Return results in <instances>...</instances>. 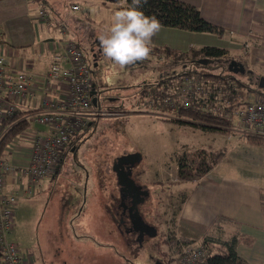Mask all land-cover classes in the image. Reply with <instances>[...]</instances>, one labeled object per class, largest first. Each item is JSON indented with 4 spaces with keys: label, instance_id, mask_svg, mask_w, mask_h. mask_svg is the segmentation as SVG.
<instances>
[{
    "label": "rangeland",
    "instance_id": "rangeland-1",
    "mask_svg": "<svg viewBox=\"0 0 264 264\" xmlns=\"http://www.w3.org/2000/svg\"><path fill=\"white\" fill-rule=\"evenodd\" d=\"M45 1H53V6L61 11H70L72 4L85 5L88 10L85 13L86 20L82 21L81 25L71 27L72 37L69 39L79 43L91 68L92 80L103 86V93L108 96H120V99L124 100L120 101L121 103L114 101L107 105L102 104L101 108L105 111L117 109L125 115L118 118H100L89 133V139L81 144L75 158L73 149L66 156L60 170L44 181L41 193L21 202L17 222H20L27 232L31 228L30 236L36 238L37 235L44 236L49 218L53 217V212L54 217L58 213L59 225L56 226L54 222L51 226H55V231L62 236V242L66 246L69 244L67 251L70 264H148L150 261L146 256L151 253L156 259H163L172 264H184L183 255L189 248L196 250L204 247L205 237L226 239L236 234H244L246 242L253 244V232L239 227L236 221L223 224L222 235L213 230L212 222L226 211L228 214L249 213L247 216H250L249 208L253 211L257 202L256 192L258 191V195L264 192L259 191L260 187L264 188V149L253 147L246 142L245 136L237 131L232 114L225 116L230 121V134H216L196 130L191 126L173 127L165 124L161 114L173 109L172 95L163 100L164 95L158 89L153 93V98L146 96L145 89L142 88L143 76L135 78L128 68L119 69L107 62L98 69L93 67L92 48L95 49L94 54L98 52L97 36L108 26L112 14L125 7L126 0ZM177 32L180 31L161 27L158 38L163 39L164 42L161 43H171V39L183 44L190 42L178 36ZM206 36L210 38L206 39L208 47L223 43L216 35ZM48 39L53 40L52 36H48ZM50 57L51 53H46L43 59L50 60ZM150 59L158 61L153 55H150ZM235 59L233 57L231 60L216 61L203 58L200 61H205L202 64L204 66L190 64L191 74L197 72L196 78L204 86L205 94L198 96L190 95L191 90L184 92L181 88H185L184 81L190 79L192 82V76L185 77L186 80L176 82L180 104L191 105L194 100L208 101L211 88L200 76L218 75L225 68L229 69V64ZM29 66L34 70L38 69L36 65ZM238 77L247 81L249 75ZM153 79H150L152 83ZM96 99L99 101V96H96ZM101 103H104L103 100ZM212 103L214 105L207 108L216 112L220 106L224 108L225 102H221V95H218ZM98 105L99 103L94 106ZM166 107L169 109L165 110ZM182 119L184 118L181 117ZM38 130L45 128L31 121V131ZM27 136L28 134H22L16 138L10 149L19 145ZM196 149L225 152L222 162L213 172L223 178L218 181V185L214 184L210 189L204 188L199 181L181 182L177 177V157L184 151ZM127 152L139 154L142 158L140 167L150 172L146 183L150 186L151 196L144 210L148 220L158 227L159 231L157 237L143 243V258L130 256L112 225L110 213L106 212L108 208L113 212L115 209L111 208L112 205L108 201V191L112 186H107L113 177L112 174L105 176V170L111 167L117 156ZM101 181L107 184L109 190L98 188ZM262 195L264 197L263 193ZM114 230L118 240L113 234ZM73 240L75 242L72 245ZM116 250L129 256L130 263L126 262L122 255L118 257ZM218 250V246H210L207 252L216 253Z\"/></svg>",
    "mask_w": 264,
    "mask_h": 264
},
{
    "label": "built area",
    "instance_id": "built-area-1",
    "mask_svg": "<svg viewBox=\"0 0 264 264\" xmlns=\"http://www.w3.org/2000/svg\"><path fill=\"white\" fill-rule=\"evenodd\" d=\"M71 12L77 15L82 8L79 4L73 5ZM39 16L46 20L45 11ZM62 29V39L53 44L52 63L45 73L31 67H14L0 55V146L18 124H28L16 137L28 134L19 145L10 149L15 138L11 144L0 148V254L3 264H24L18 245L11 239L20 199L30 198L42 190L44 181L54 176L66 158L70 143L88 129L91 120L99 115L122 114L118 110L105 111L99 105L94 106L91 68L80 45L69 39L63 25ZM196 77L197 72L192 74L191 82L180 76L181 81L186 80L185 88H181L184 92L191 90L190 95L201 96L205 94L204 86ZM228 96L229 93L224 94L225 99ZM223 106L220 110L227 117L229 103L225 101ZM12 118L15 121L8 123ZM232 120L243 136L264 138V97L252 93L236 108ZM31 121L45 130L31 131ZM207 254L206 247L189 248L183 263L205 264Z\"/></svg>",
    "mask_w": 264,
    "mask_h": 264
},
{
    "label": "crops",
    "instance_id": "crops-1",
    "mask_svg": "<svg viewBox=\"0 0 264 264\" xmlns=\"http://www.w3.org/2000/svg\"><path fill=\"white\" fill-rule=\"evenodd\" d=\"M179 1L197 7L206 21L224 29V35L218 36L223 43L214 46L228 50L227 60L234 57L235 62L242 63L247 71L251 69L252 73L246 74L249 77L247 81H244L257 84L264 78V0ZM73 5L76 4H72L71 7ZM80 6L82 12L74 15L71 10L61 11L53 6V1L48 3L45 0H0V55L14 67L28 68L29 65H36L38 69H33L34 71L45 73L50 68L52 59L51 57L50 60L43 59V56L51 53L53 44L62 39L60 34L62 25L68 36L72 37L71 27L81 25V22L86 20L85 13L88 10L84 4ZM42 10L46 12V20L39 17ZM177 30L180 31L177 32L178 36L190 42L183 44L171 39V43H161L164 41L158 38V32L153 37V48L168 47L187 52L191 48L207 47L206 39L210 38H206L208 37L206 35H213ZM48 36H52L53 40L50 41ZM214 170L199 180L204 188L210 189L211 186L214 187V184L218 185V181L223 178L220 175H214ZM260 190L264 188L260 187ZM262 193L264 194L260 192L258 195V191L256 192L257 202L253 208L255 211L249 208V217L247 216L249 213L241 212L228 214L226 211L221 214L236 221L239 227L253 232L254 245L238 246L239 255L249 264H264V197ZM26 199H20L16 207L14 229L11 235L12 241L18 245L24 257V264H70L67 251L70 248L69 244L66 246L62 242V236L55 231V226H51L54 222L56 226L59 223L58 213L54 217L53 212V217L49 218L44 236L37 235L36 238L33 235L30 236L31 228L27 232L25 227L17 222L18 209L21 202ZM215 220L216 218L212 224ZM73 242L75 241H72V245ZM0 264H3L1 254Z\"/></svg>",
    "mask_w": 264,
    "mask_h": 264
},
{
    "label": "trees",
    "instance_id": "trees-1",
    "mask_svg": "<svg viewBox=\"0 0 264 264\" xmlns=\"http://www.w3.org/2000/svg\"><path fill=\"white\" fill-rule=\"evenodd\" d=\"M131 5L132 0H126L125 7ZM139 10L143 11L146 16H155L159 20L161 27L217 36H223L225 33L224 29L221 27L206 21L201 16L200 10L197 7L179 0H147L146 3H143L142 0ZM152 52L155 55L167 58L172 57L175 60H179L182 77L192 76L189 69L190 64L196 63L199 64V66H204L200 63V60L203 58L220 61L227 60L228 57L227 49L208 46L201 49L191 48L187 52L168 47L155 48ZM200 77L206 84L210 85L211 96L208 101L194 100L191 105H182L180 107V116L184 119H182L181 125L197 127L211 133L230 134L232 133L230 121L227 120L225 114L220 110L221 108L219 107L218 111L214 112L208 109L207 106L214 105L212 101H215L216 97L221 95V102L227 101L229 103L228 111L230 114H233L236 108L241 106L252 93L264 97V89L256 84L243 82L238 75L228 72V68H225V70L218 75L204 74ZM226 93H229V96L225 99L224 94ZM14 121L15 118H12L8 123ZM27 127L28 124L26 122L18 124L4 138L0 148L3 149L11 144ZM87 130L88 129L73 140L70 146L75 147L79 145V139L85 137ZM244 138L248 144L264 149V138L258 136H245ZM70 146L67 155L71 152L72 147L70 148ZM224 156L225 152L223 150L218 152L207 151L205 149L184 151L177 157V177L181 182L199 181L211 173L221 163ZM63 164L60 165L56 173ZM227 223H232V220L224 216H219L213 223V230L222 235V226ZM244 238L245 236L243 234H236L226 239L205 237L203 245L207 250H210V246L219 247L216 253L208 252L205 257V264H249L238 253L239 245L251 244L247 243Z\"/></svg>",
    "mask_w": 264,
    "mask_h": 264
},
{
    "label": "flooded vegetation",
    "instance_id": "flooded-vegetation-1",
    "mask_svg": "<svg viewBox=\"0 0 264 264\" xmlns=\"http://www.w3.org/2000/svg\"><path fill=\"white\" fill-rule=\"evenodd\" d=\"M96 46L98 47L97 53L94 54L93 52L95 49L92 48V65L95 69H98L99 66H101L105 61L101 55L98 42L96 43ZM150 55L156 56L158 61L154 62L149 57L143 62H137L135 65L128 67V69L132 71V74L135 76V78L143 76L144 81L142 83V88L145 89L146 96L153 98V93L158 89L161 90L162 95H164L163 100H165V98L169 99L168 96L172 95L173 105L171 102V107L173 106V109L170 111H163L161 118L165 124H169L173 127L180 126L182 122L180 116L181 106L179 99V88L176 84V82L180 80L181 76L180 61L175 60L172 57L167 58L164 56H157L153 52ZM151 77L154 78L153 83L150 80ZM93 85H95V91L97 92V96H99L98 103L100 108L102 104L107 105L108 103L114 101H124L123 99H120V96H108L107 94H104L102 91L103 86L99 85L98 82L93 81ZM256 85L260 86V81H258ZM101 100H103L104 103H101ZM168 109L169 107L165 108V110ZM111 110L117 109L111 108ZM171 112L173 113L171 114ZM124 115V112H122L120 116L109 118H118ZM103 117L107 116L99 115L90 121L85 137L79 139V145L72 147V150L75 149L74 158L81 149V144L89 139L88 135L94 129L97 121ZM194 128L196 130L202 131V129L197 127ZM132 155L138 154L136 152H127L117 156L111 164V167L106 169L104 173V175L107 177L112 174L113 178H111L109 181L110 184L107 185L101 181L98 188H104L106 190L108 189L107 186H112L111 190L108 191V201L112 205L111 208L115 209V211L113 212L108 208L106 212L110 213L112 225L115 227L116 232L121 238V241L124 243L130 256H135V258H143L144 252L141 249L143 247V243L147 240H153L158 236L159 231L158 227L148 220L146 214L147 212L144 210L151 196L150 186L146 183L150 172L148 169H143L140 167L142 158L140 161H137V158H132ZM64 162L65 159L63 160L62 164ZM115 230L113 234H115L116 237L117 234L115 233ZM116 240H118V237H116ZM152 250L153 247L151 248V251ZM118 253V257L122 255V257L127 260L125 261H129L130 263L129 256L124 253L122 254L119 251ZM146 258L148 261H150L148 264H172L171 262H166L163 259H156V256L153 253H151L150 256L147 255Z\"/></svg>",
    "mask_w": 264,
    "mask_h": 264
},
{
    "label": "clouds",
    "instance_id": "clouds-1",
    "mask_svg": "<svg viewBox=\"0 0 264 264\" xmlns=\"http://www.w3.org/2000/svg\"><path fill=\"white\" fill-rule=\"evenodd\" d=\"M141 4L142 0H132L131 6L115 11L108 26L97 36L103 60L119 69L147 60L153 37L161 29L155 16H146L139 10Z\"/></svg>",
    "mask_w": 264,
    "mask_h": 264
},
{
    "label": "water",
    "instance_id": "water-1",
    "mask_svg": "<svg viewBox=\"0 0 264 264\" xmlns=\"http://www.w3.org/2000/svg\"><path fill=\"white\" fill-rule=\"evenodd\" d=\"M204 62L205 61H202V62L200 61L201 64H204ZM228 70H229V72H231L232 74H235V75H246V74L252 73L251 71H247L246 67L242 63L235 62V61L234 62L232 61ZM93 87L95 88V85H93ZM260 88L264 89V78H262L260 80ZM93 96H94L93 104L96 105V104H98V101L96 99L97 92L95 90L93 91ZM132 158H137V161L141 160V156L139 154L138 155H132ZM126 159H127V157H126Z\"/></svg>",
    "mask_w": 264,
    "mask_h": 264
}]
</instances>
